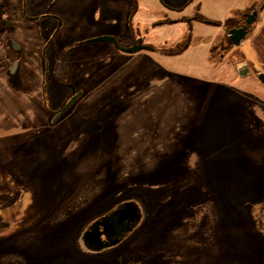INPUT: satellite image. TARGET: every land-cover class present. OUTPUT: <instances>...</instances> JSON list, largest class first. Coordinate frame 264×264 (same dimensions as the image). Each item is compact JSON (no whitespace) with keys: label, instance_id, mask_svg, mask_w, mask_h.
Returning a JSON list of instances; mask_svg holds the SVG:
<instances>
[{"label":"rangeland","instance_id":"1","mask_svg":"<svg viewBox=\"0 0 264 264\" xmlns=\"http://www.w3.org/2000/svg\"><path fill=\"white\" fill-rule=\"evenodd\" d=\"M185 1L45 0L68 43L48 50L66 49L49 57V103L67 93L53 78L56 59L57 74L69 66L83 93L48 119L32 45L10 57L15 75L0 74V264H264L253 218L264 208V88L254 73L237 77L239 57L221 48L207 57L204 39L222 42L224 30L195 24L190 48L174 56L96 55L111 46L84 44L125 36L132 10V31L143 35L164 6ZM208 2L200 14L222 19L244 0ZM51 22L37 25L43 40ZM154 31L147 42L158 46L185 30ZM238 50L257 61L253 48ZM123 200L140 205L137 228L111 249H83L86 223Z\"/></svg>","mask_w":264,"mask_h":264},{"label":"flooded vegetation","instance_id":"2","mask_svg":"<svg viewBox=\"0 0 264 264\" xmlns=\"http://www.w3.org/2000/svg\"><path fill=\"white\" fill-rule=\"evenodd\" d=\"M30 2V5L27 6V0H0V74H4L5 77L15 75L19 62L16 59L10 57H17L16 55H18L17 53L21 52L22 47L26 48L30 45L35 46V57H41V61L43 63V70L41 75V97L43 106L47 112L48 119L52 120L57 112L73 95H75L77 92L83 93V90L76 88V86H74V84L72 83L68 71L69 66H64L65 75L60 77L57 74L58 59H56L57 61H55L53 68V78L61 86L62 89L67 90V93L66 95H64L58 107H52L49 103L47 97V86L49 83L50 69L49 57H62V51L66 49H61L60 51L56 52V54H49L48 50H51V47L57 50V45L61 44L63 41L66 45L68 43L66 42V36H63L62 34L63 31L60 32V28L62 25L60 16L56 12L50 11V9L45 10L43 8L45 0H30ZM208 3V0H187L184 3H180L178 5L164 6L166 12L162 13L165 15L163 17L156 18L153 23H151L150 28H148V26H145L143 29V35H140L138 28H136L138 29L136 32L132 31V18L136 13V10H132L129 13L131 15L128 21L129 31L125 36L120 38L115 35H106L112 37L115 43L110 41H97L95 40L96 38L104 37L97 36L87 39L84 44H89L92 42H102L107 43L111 46L112 49L104 48L90 51L91 53H95L96 55L99 53L100 55H109L110 53L115 51L123 54H134L143 51V53L147 55L150 53H158L161 56H174L184 53L190 48L192 40L194 38V25L197 23H201L215 27L217 30H224V35L220 40L222 42H215L213 38L206 40L202 37L205 41L209 42L210 48L208 51V57H210V54L212 52H219L221 50L224 52L223 56L227 57L229 60H237V58L239 57V60H237L239 61V65L241 66L246 64L250 73H254V76L256 78L259 73H264V0H244L239 9H232L228 13L227 17L224 16L222 17V19H209L200 14V9L202 7H206ZM190 9H192L191 12H189ZM174 14H177L178 17L174 18L172 16ZM52 20L55 24V27L53 28V31L49 34L47 39L43 40L42 38H40V35H38L39 27L37 25L39 23L48 25ZM166 25H178L179 27L183 26L185 31L181 32L183 34L179 35V38L172 39L168 42L162 41L164 42V44L158 45L160 47L154 46L153 42H147L150 40L154 41L156 39V37L149 39V35L157 33L154 31L155 27L162 28ZM244 27L246 31L245 37L241 40L239 46H234L231 36L228 35V31L232 29H242ZM40 33H43V29ZM19 37L20 39H18ZM206 37L208 38L209 36ZM72 46L73 44L65 48H69ZM136 46L143 48L134 53L124 52V49ZM242 46L243 48L248 47L255 50V53L257 55L256 62L249 61V59H247V56L242 51L238 50ZM117 52H115V54ZM219 56L221 57L222 55L219 54ZM114 57L119 56L115 55ZM81 96L70 107H72L81 98ZM124 201L128 202L131 200H123L116 204H120ZM5 203L6 201L0 204V208ZM113 208L114 207L105 211L104 213L97 215L94 219L87 222L83 228V232L81 233V235L83 233H86V230L91 223H93L95 220H98L105 214L112 212ZM258 210H261L260 213L262 212V216H259L258 218L253 217L255 222L254 230L262 232L264 234V208L261 207ZM100 230L102 233L103 228H100ZM100 237L103 242L107 240L103 234H101ZM88 245L91 246L89 242L85 246L89 247ZM90 248H92V246ZM111 248H113V246L109 249Z\"/></svg>","mask_w":264,"mask_h":264},{"label":"water","instance_id":"3","mask_svg":"<svg viewBox=\"0 0 264 264\" xmlns=\"http://www.w3.org/2000/svg\"><path fill=\"white\" fill-rule=\"evenodd\" d=\"M228 35L231 36L234 46H239L241 40L246 35L245 27L242 29H232L228 31ZM95 40L110 41L115 43L114 39L109 36L98 37ZM141 48L143 47H130L124 49V52L134 53ZM236 71L238 78L246 77L250 73L246 64L241 66L238 64L236 67ZM256 79L261 84V86L264 87V73H259ZM81 95L82 92H77L75 95H73L52 118V122H55L57 118L64 114ZM141 220L142 211L138 202H136L135 200L121 202L120 204H116L114 206L112 212L105 214L98 220H95L93 223H91L86 230V233H83L81 235L79 243L85 250L101 252L120 243L124 238L128 236V234L132 233L134 229L137 228ZM100 228H103L102 233ZM101 234L106 237L107 240H105V242L101 240ZM88 242L91 244L92 248H90L91 246L89 245V247L85 246L86 244H88Z\"/></svg>","mask_w":264,"mask_h":264},{"label":"crops","instance_id":"4","mask_svg":"<svg viewBox=\"0 0 264 264\" xmlns=\"http://www.w3.org/2000/svg\"><path fill=\"white\" fill-rule=\"evenodd\" d=\"M213 34H214V33H211V34H208V35H206V36H209V35L211 36V35H213ZM206 36H202V37H206ZM207 57H208V54H207ZM258 206H259V205H258ZM258 206H257V207H258ZM259 208H261V207L259 206ZM259 208H258V209H259ZM260 211H261V210H257L256 213H254V211H253V214H254L253 217H254V218H258L259 216H262V215H261L262 212L260 213Z\"/></svg>","mask_w":264,"mask_h":264}]
</instances>
